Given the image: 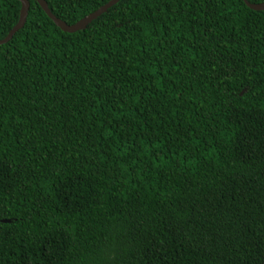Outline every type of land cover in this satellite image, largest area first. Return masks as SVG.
<instances>
[{"label":"trees","instance_id":"obj_1","mask_svg":"<svg viewBox=\"0 0 264 264\" xmlns=\"http://www.w3.org/2000/svg\"><path fill=\"white\" fill-rule=\"evenodd\" d=\"M29 1L0 45V264H264V11L120 0L69 33ZM46 1L72 25L110 0Z\"/></svg>","mask_w":264,"mask_h":264},{"label":"water","instance_id":"obj_2","mask_svg":"<svg viewBox=\"0 0 264 264\" xmlns=\"http://www.w3.org/2000/svg\"><path fill=\"white\" fill-rule=\"evenodd\" d=\"M22 2V8H21V13H20V19L17 25L10 31L8 36L0 40V45L8 42L13 38V36L21 30L28 18L29 10L31 3L29 0H20ZM40 6L43 8V10L47 13V15L55 22V24L60 27L63 31L69 32V33H74L79 30L85 29L90 23H92L94 20H96L98 17H100L102 14L107 12L109 8L113 7L115 4H117L120 0H110L107 4L101 6L98 10L95 12L91 13L87 17L81 19L75 24L69 25L62 19L58 18L50 9L48 3L46 0H36ZM245 3L247 4L248 7H250L253 10L256 11H264V3H259V4H252L249 2V0H244Z\"/></svg>","mask_w":264,"mask_h":264}]
</instances>
